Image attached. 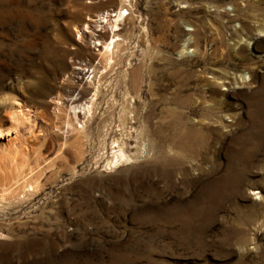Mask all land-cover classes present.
Listing matches in <instances>:
<instances>
[{
    "label": "rangeland",
    "instance_id": "1",
    "mask_svg": "<svg viewBox=\"0 0 264 264\" xmlns=\"http://www.w3.org/2000/svg\"><path fill=\"white\" fill-rule=\"evenodd\" d=\"M14 102L0 264H264V0H0Z\"/></svg>",
    "mask_w": 264,
    "mask_h": 264
},
{
    "label": "bare ground",
    "instance_id": "2",
    "mask_svg": "<svg viewBox=\"0 0 264 264\" xmlns=\"http://www.w3.org/2000/svg\"><path fill=\"white\" fill-rule=\"evenodd\" d=\"M125 15H128V12H127V10H124L123 6H121L120 9L117 10L116 12H114V13L105 12V13L100 14L97 18V22L99 24L98 26L104 27L105 24H108L109 28L112 32V36H111L109 42H102V43L98 42V44H102L101 57L103 58V60H107L111 56L112 49L115 45V40L113 39V37L115 36V31L118 30V23H119V21H121V19ZM87 27H88V25L86 26V28ZM98 36H100V34H98ZM88 71H89V69L86 70L87 73H88ZM93 72H94V69H91V73H93ZM70 100L71 101L66 104L64 101H62L61 98H58V101L55 102L56 103L55 106L60 109L61 105L65 106V107H67V105H68L70 107V110L72 111V114L74 115V117L76 119H78V114L82 113L83 117L85 118L84 119V122H85L92 114L93 101L91 100L90 103L87 104L86 106H84V105L80 106V105H78V103H74V102H76V100H74V99H70ZM11 108L12 109L8 112V116L12 122V124H11L12 126H9L7 128L0 127V139L2 137L10 138L9 136H12L19 131V126L24 125L27 122L31 121L28 112L23 109L22 105L19 102L12 103ZM68 122H69V125L72 126V124H70V121H68ZM83 125L84 124L81 123L79 125V127L74 126V125L72 126L73 130H75V132L79 138L81 137L80 134L85 133V126H83ZM30 132H31V130L29 129L28 133H30ZM118 150H120V149H118ZM0 156L3 158L2 161L5 162L6 166H10V171L16 173L17 177L20 176L19 164L17 163L16 154H12V153L11 154L10 153L5 154V153H3ZM121 157L123 160H125V158H126V156L124 154H121ZM117 164H118V161L113 160L109 165H110V167H115ZM25 182H27V181H25ZM25 185H26L25 187L29 186V185H27V183Z\"/></svg>",
    "mask_w": 264,
    "mask_h": 264
}]
</instances>
